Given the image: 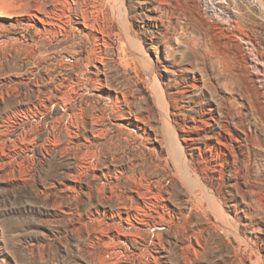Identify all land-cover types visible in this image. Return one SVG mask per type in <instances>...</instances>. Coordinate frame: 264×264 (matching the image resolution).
<instances>
[{
    "label": "rangeland",
    "instance_id": "1",
    "mask_svg": "<svg viewBox=\"0 0 264 264\" xmlns=\"http://www.w3.org/2000/svg\"><path fill=\"white\" fill-rule=\"evenodd\" d=\"M33 1L0 0V264H99L112 222L133 236L116 264H245L177 174L154 73L187 164L264 263V0H90L97 49L78 0L45 26Z\"/></svg>",
    "mask_w": 264,
    "mask_h": 264
},
{
    "label": "bare ground",
    "instance_id": "2",
    "mask_svg": "<svg viewBox=\"0 0 264 264\" xmlns=\"http://www.w3.org/2000/svg\"><path fill=\"white\" fill-rule=\"evenodd\" d=\"M45 1L46 0H34V9L32 10V17L33 18H37V20L39 21V24L43 25L44 24V19L49 17L48 14H52L54 11L57 10V8H59V12H64V6L66 7V0H49V3L47 5H45ZM108 1V0H107ZM78 2V3H77ZM78 4L79 8H80V18H79V22H77V28L79 31H84V34H90L91 32H93V39L94 41H96V44H94L93 46L96 47L95 49H97L98 44L97 41L100 42L99 40V36H103L104 32H105V27L107 26L105 23V18L102 14L98 13L99 11L94 10V5L90 0H78L76 1L75 5ZM114 4V3H113ZM93 5V6H92ZM33 6V5H32ZM116 6V5H115ZM30 7V5L28 6ZM25 8V7H24ZM27 8V7H26ZM31 8V7H30ZM29 8V9H30ZM44 8V14L43 16H41L40 14V9ZM101 8V7H100ZM112 8V7H111ZM97 9V8H96ZM25 10V9H24ZM31 10V9H30ZM101 10V9H100ZM115 10V9H114ZM113 11V10H112ZM117 11V10H116ZM101 12V11H100ZM56 14V13H55ZM30 16V15H29ZM58 16V15H55ZM53 17V16H52ZM60 17V15H59ZM108 16H106L107 18ZM110 17V16H109ZM108 17V18H109ZM120 17V16H119ZM46 18V19H47ZM61 18V17H60ZM118 18V17H116ZM50 20V19H49ZM116 20H119L116 19ZM48 21V20H47ZM52 22V20H50V23ZM69 23V22H68ZM125 25V24H124ZM45 26V25H43ZM125 27V26H124ZM66 29V28H65ZM177 29V28H176ZM64 30V29H63ZM125 32V31H124ZM126 34V33H125ZM128 35V34H127ZM81 37V36H80ZM102 41V40H101ZM107 41V40H106ZM98 42V43H99ZM101 44V43H99ZM32 49V48H31ZM23 51V50H22ZM65 53V52H64ZM140 55V54H139ZM24 56V55H23ZM146 57V56H144ZM4 58V57H3ZM152 65L153 64L152 62ZM201 72V71H200ZM173 74V73H172ZM153 76H157L155 73ZM151 77V83L154 86V91H155V95L156 97H158L159 101L161 102V106H162V112H163V116L165 119V126L168 128L169 132L173 133L172 135H175L176 139L173 145V148L175 149L174 151L176 152L177 155V160H176V169L178 171V176L180 177V179H182V183L185 186V188L187 189V191L190 194V197L192 199L193 205L201 210L202 212H204V214L206 212H208V214L206 215V217L208 216L210 219L215 220L216 222H219L220 225H226L229 226L228 228L231 230L230 233V237L233 240V246L236 249L237 253L240 255V257L242 258V260L244 261L245 264H264L262 260H260V258L256 257V255L253 254V249H251L249 243L242 239L240 236V234L238 235V229L236 228V225L231 222L232 218L230 217L229 211L225 208L224 206V199L223 197L220 196V194L214 190H211L207 187V184H203L202 179L204 177L201 176V171L198 170L199 167L193 166V168L189 167V165L187 164L188 162H186L185 159V155H184V148H183V141L181 139H179V135L180 132H178L176 126L172 123V120L170 118V111H169V101H167L166 98V92L162 89L161 87V83L159 80V77ZM101 82V81H100ZM5 83V82H4ZM9 83V82H8ZM161 84V85H160ZM157 86V89H156ZM90 88V87H89ZM153 88V87H152ZM159 89V90H158ZM252 94V93H251ZM112 98V96H111ZM115 98L118 100V96L116 95ZM121 98V97H120ZM115 99V100H116ZM48 100V99H47ZM55 101V100H54ZM120 101V100H118ZM117 101V102H118ZM176 101V100H175ZM62 104V103H61ZM23 105V104H22ZM31 110V109H30ZM41 110V109H40ZM27 111V110H26ZM207 111V110H206ZM263 112V111H262ZM81 113V112H80ZM161 113V112H160ZM123 113L121 112V115ZM97 115V114H96ZM99 115V114H98ZM128 116V115H127ZM162 117V116H161ZM174 118V117H173ZM194 118V117H193ZM104 119V118H103ZM162 121L164 122V120L162 119ZM177 121V120H176ZM73 123V122H72ZM143 123V122H142ZM121 124V123H120ZM224 124V123H223ZM71 127V126H70ZM230 127V126H229ZM191 128V127H190ZM56 129V128H55ZM61 132V131H60ZM228 132V131H227ZM231 134V131H229ZM72 133V132H71ZM170 133V134H171ZM25 134V133H24ZM27 134V133H26ZM229 134V135H230ZM64 135V134H63ZM70 135V134H69ZM84 135V134H83ZM141 136V135H140ZM170 136V135H169ZM60 137V136H59ZM66 137V136H65ZM174 137V138H175ZM194 137V136H193ZM9 138V137H8ZM34 138V137H33ZM170 138V137H169ZM173 138V139H174ZM17 139V138H16ZM30 139V138H29ZM61 140V139H60ZM138 140V139H137ZM221 140V139H220ZM13 141V140H12ZM72 141V140H71ZM143 141V140H142ZM83 142V141H82ZM14 144V143H13ZM81 144V143H80ZM233 144V143H232ZM229 149V148H228ZM89 151V149H88ZM59 152V151H58ZM86 152V151H85ZM158 152V151H157ZM7 154V152H6ZM89 154V153H88ZM114 157V156H113ZM188 157V156H187ZM161 158V157H160ZM87 161V160H86ZM190 161V160H189ZM192 162V161H191ZM190 162V163H191ZM235 164V163H234ZM191 165V164H190ZM228 165V164H227ZM83 166V165H82ZM85 166V165H84ZM168 166V165H167ZM86 167V166H85ZM93 167V166H92ZM234 167V166H233ZM236 167V166H235ZM95 168V167H94ZM232 168V167H231ZM244 169V168H243ZM202 170V169H201ZM215 170V169H214ZM219 170V169H218ZM233 170V169H232ZM84 172V171H83ZM214 172V171H213ZM235 174L237 175L238 171H236L234 169ZM7 173V172H6ZM175 173V172H174ZM77 174V173H76ZM110 175V174H109ZM256 175V174H255ZM81 176V175H80ZM141 177V176H140ZM145 178V177H144ZM128 179V178H127ZM137 179V178H136ZM19 180V179H18ZM147 182V181H146ZM150 182V181H149ZM256 182V181H255ZM161 183V182H160ZM167 183V182H166ZM148 185V183H147ZM146 185V186H147ZM158 185V184H156ZM88 186V185H87ZM132 186V185H131ZM135 186V185H134ZM146 186L144 185L142 188H144V192H143V196H145L146 192H148L150 190V188H146ZM152 186V185H151ZM98 187V186H97ZM154 187V186H153ZM152 187V188H153ZM105 188V187H104ZM125 188V187H124ZM139 188V187H138ZM151 188V189H152ZM72 189V188H71ZM137 189V187H136ZM155 189V187H154ZM161 189V187L159 188ZM53 191V190H52ZM101 190H99L100 192ZM135 191V190H134ZM140 191V190H138ZM137 191V193H138ZM158 192V190H155ZM163 191V190H162ZM71 192V191H70ZM106 193V192H105ZM161 193V192H159ZM112 194V192H111ZM257 194V193H256ZM152 195V192L150 194V196ZM156 197L158 195V193L154 194ZM58 196V195H57ZM107 196V195H106ZM133 196V195H132ZM148 196V193H147ZM149 196V197H150ZM153 196V195H152ZM160 196V195H159ZM162 196V195H161ZM161 196L159 197L161 199ZM165 196V195H164ZM260 196V195H259ZM99 197V196H98ZM136 197H139L140 199V194H136ZM155 197V198H156ZM163 197V196H162ZM60 199V198H59ZM132 199H135V197H133ZM157 199V198H156ZM143 200V199H142ZM165 200V199H164ZM163 200V201H164ZM200 200H202L203 202H201ZM262 200V199H261ZM158 201V199H157ZM161 201V200H160ZM258 201H260V199H258ZM82 202V201H81ZM157 203V202H156ZM162 203V202H161ZM164 203V202H163ZM162 205V204H161ZM160 205V206H161ZM79 207V206H78ZM164 207V204H163ZM104 208V207H103ZM243 211V209H242ZM246 212V211H245ZM182 213V212H181ZM145 214V213H143ZM114 215V214H113ZM170 216V215H169ZM207 217V218H208ZM241 217V216H240ZM141 218V217H140ZM126 220H128V217H126ZM136 220V219H135ZM209 220V219H208ZM120 221L122 222V220L120 219ZM98 222V221H97ZM82 223V222H81ZM123 223V222H122ZM127 223V221H126ZM129 223V222H128ZM229 225H228V224ZM211 224V223H210ZM154 225V224H153ZM110 228H113L114 231L113 233L109 236L106 237V241L104 240V247L107 250V253L110 252V256L111 259H107L109 260V262L106 259H102V257L99 259V264H107V263H112L114 264L118 258L120 257V252L117 251V249H114L113 245H115V240H119L124 242L126 245H128L129 242V238L128 237H133V236H129L128 232L129 230H126L123 228V224L121 225V223H114L112 222ZM132 226V224H131ZM130 228V227H129ZM97 230V229H95ZM255 230V229H254ZM227 231V230H226ZM100 232L102 233V230H100ZM100 232H94L95 236H93L94 238H99L98 237V233ZM128 233V234H127ZM227 233V232H226ZM228 233V234H229ZM92 234V233H91ZM133 234V233H131ZM97 235V236H96ZM156 236V235H155ZM103 237V236H102ZM186 238V237H185ZM201 238V237H200ZM244 238V237H243ZM105 239V238H104ZM136 239V238H135ZM156 239V238H155ZM98 240H102L103 239H98ZM249 241V240H248ZM251 241V240H250ZM95 243V242H94ZM198 243V242H197ZM187 245V244H186ZM103 247V246H102ZM182 249V248H181ZM106 250H104L106 252ZM147 250V249H146ZM256 251V250H255ZM185 252V251H184ZM101 253V252H100ZM89 254V253H88ZM180 254V253H179ZM90 255V254H89ZM98 256V255H97ZM95 258V257H94ZM156 259V258H155ZM154 259V260H155ZM153 260V261H154ZM98 263V262H97ZM149 263V262H148ZM156 263V260L155 262ZM116 264V263H115ZM123 264V263H122ZM157 264V263H156Z\"/></svg>",
    "mask_w": 264,
    "mask_h": 264
}]
</instances>
